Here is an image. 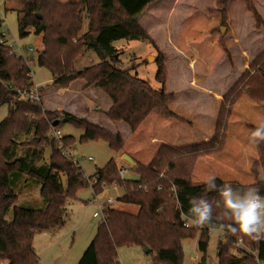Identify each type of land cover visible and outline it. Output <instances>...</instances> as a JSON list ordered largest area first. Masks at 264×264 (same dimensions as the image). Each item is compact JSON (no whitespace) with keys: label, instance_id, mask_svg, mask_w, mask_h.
<instances>
[{"label":"trees","instance_id":"obj_1","mask_svg":"<svg viewBox=\"0 0 264 264\" xmlns=\"http://www.w3.org/2000/svg\"><path fill=\"white\" fill-rule=\"evenodd\" d=\"M159 0H81L75 3H57L36 11H18L20 36L34 33L41 36L43 50L37 62L47 68L55 83L66 88L81 80L82 88L94 86L112 101L107 116L114 122H126L135 131L152 112L167 118L186 122L169 107L174 94L166 92V57L158 54L156 79L160 89H154L149 81L119 67L120 52L113 42L120 39H146L154 43L141 26L138 17L152 3ZM230 0H217L226 4ZM246 9L253 12L257 26L264 22L255 9V0H244ZM223 20L212 32H219L223 46L228 18L223 9ZM88 22L86 32L80 35L83 18ZM3 18L0 17V38ZM95 51L100 61L84 69L75 70L85 50ZM228 53V51H227ZM33 86L31 69L23 57L12 52L5 42H0V106H8L7 116L0 122V259L7 264H39V256L33 248L35 235L65 224L66 201L75 198L77 192L92 185L94 194L113 183L122 188L118 200L138 206L137 212L109 207L106 218L98 222L95 235L77 264H119L118 249L121 246H148L154 264H186L182 239L198 237L201 256L197 264H208L207 250L210 240L208 228L220 227L224 239L217 245V264L264 263V239L259 243L242 235H232L224 227L228 221L216 220L222 215L224 204L218 189L208 191L206 184L194 185L192 173L200 157L220 154L225 148L227 130L235 103L242 95H248L264 109V50L244 70L236 83L223 95L211 138L192 145L172 147L162 145L149 164L138 161L129 169L136 177H122L111 157L95 174L86 176L81 166L56 148L50 137L52 127L62 128L71 124L82 131L79 142L104 140L115 153L124 149L119 132L99 126L86 118L66 111H51L42 101L25 100L21 92ZM43 92L40 89V96ZM255 130L256 127L251 126ZM30 135L36 145L51 149L49 162L38 165L43 157L42 149L31 148L19 142L17 136ZM67 145L76 142L72 135H64ZM20 146L25 154L17 155ZM258 159L253 161L251 172L255 182L240 186L216 178L218 188L225 185L243 193L246 187H255L264 197V142L256 144ZM262 168L263 175L258 167ZM61 174H65L64 185ZM39 186L44 207H19L14 205L30 184ZM201 199L212 205L213 222L203 228H187L181 213L190 215L191 201ZM200 232V235H199ZM241 240V248L238 247ZM240 253V254H239Z\"/></svg>","mask_w":264,"mask_h":264},{"label":"rangeland","instance_id":"obj_2","mask_svg":"<svg viewBox=\"0 0 264 264\" xmlns=\"http://www.w3.org/2000/svg\"><path fill=\"white\" fill-rule=\"evenodd\" d=\"M17 2L20 5L27 4V0H17ZM254 4L264 22V0H255ZM1 8L4 16L2 28L9 44H13V53L16 55L21 53L29 61L33 85H41L44 88L42 92L46 94V105L56 107L59 104H65L75 113H79L86 106L91 108L98 105L101 100L98 94L100 92L104 94L103 91L94 88L90 91L92 96L85 95L78 86V83H82L81 80L70 83L66 88H62L58 84L55 85L50 71L37 62L38 54L43 50L39 35L29 32L23 37L20 36L16 12L4 10L3 4ZM39 8L48 7L43 8L39 3L32 11ZM224 8L227 12L228 27L224 29L226 36L222 46L219 43V32H212V30L221 26ZM138 20L143 28L148 30H151V25L156 23L155 30L158 32H156L157 34L151 32L152 38L158 35L161 37V32H163L164 37L166 34L169 36L164 40L174 43L176 48L174 50L169 46L164 47L160 40H154L156 44L146 39L116 40L113 44L120 52L119 67L130 69L132 74L149 81L154 89H160L161 83L156 79L157 59L158 54H164L167 68L166 92L174 94L169 105L173 111H176L186 120V122H181L157 113L161 120H156L154 117L150 118L147 123L159 129L167 127L169 122H177L185 126L186 129L191 128L200 131L211 127L215 113L217 112L218 115L223 95L236 83L251 61L264 50V26H257L255 15L246 9L244 0H230L225 5L219 4L217 0H162L152 4ZM181 38H186V40H181ZM31 48H33V52ZM25 61L26 59H24ZM98 61L100 58L95 51L87 49L74 68L81 70ZM206 89H209L210 92ZM242 97L250 100L253 109L250 107L248 110L243 108L246 107L244 103L248 101H243L237 109L236 104ZM41 101L42 105L45 106L43 100ZM237 102L228 126L226 145L222 151L225 154L208 155L214 158L215 165H210L212 160L209 166L205 168L202 162L196 163L192 173L194 185L204 184L209 176H215L225 182H235L240 186L255 182L251 166L253 161L258 159V152L256 144L251 143L249 138L254 131L251 126L257 127L258 124L264 123V109L246 94L242 95ZM7 114L8 106L6 104L0 106V122ZM59 129L64 135H72L76 138L75 144L71 147L74 153L72 158L78 160L86 176H90L88 174H92L97 166L102 167L113 155V151L104 140L79 142L82 131L71 124H65ZM120 129L127 142H131L133 131L130 126L127 124ZM140 131L141 129L138 132ZM16 138L20 143H28L31 148L42 149V152H51L48 146L36 145L30 135H21ZM201 139L202 137H199L198 142L203 141ZM21 148L26 150L25 146H20L17 152L18 156L25 154ZM253 152H256V157L251 155L252 157L249 158V153L253 154ZM45 156L44 153L38 164H46L47 158ZM89 156L94 159L89 160ZM119 160L129 166L134 165L133 163L131 165V162L129 163L126 159L119 157ZM120 166L125 167L123 164ZM258 170L263 175L260 166ZM125 177L131 178L136 177V175L127 168ZM201 177L203 178L202 181L200 180ZM64 182L66 185L65 174ZM115 184L104 186L102 191L94 194V189L89 183V186L77 192L75 198L67 199L65 224L60 228L44 230L35 235L33 248L38 253L39 264H77L90 245L98 222L102 218L101 215L94 216V213L97 211L102 214L100 204L107 197L115 198L116 203L113 206L120 210L134 213L137 211V206L124 205L118 200L122 188ZM239 194L243 196V193ZM14 205L33 208L44 207L45 203L40 194L39 186L30 183L19 195ZM207 230L210 235L207 261L208 264H217V245L220 239H224L225 232L218 226L209 227ZM239 245H241V240H239L237 249L241 248ZM182 247L185 263L197 264L201 256L198 249V237L196 239H182ZM154 254L155 252L153 254L146 253L144 247L138 245L121 246L118 250V260L119 264H154Z\"/></svg>","mask_w":264,"mask_h":264},{"label":"crops","instance_id":"obj_3","mask_svg":"<svg viewBox=\"0 0 264 264\" xmlns=\"http://www.w3.org/2000/svg\"><path fill=\"white\" fill-rule=\"evenodd\" d=\"M81 0H27V4H23V5H20L19 2H17V0H2L0 2V17L3 18L4 20V16L2 15L3 14V11H2V8H1V5L3 4L4 6V10L6 11H15L16 14H18V11H28V10H33L34 8H36L38 6L39 3H41V5L43 6V8L45 7H49V6H53L57 3H75V2H79ZM162 0H159V1H156L154 3H157V2H160ZM152 3V4H154ZM177 3V2H176ZM151 4V5H152ZM149 5V7L151 6ZM161 5V4H160ZM148 7V8H149ZM157 7V6H156ZM147 8V9H148ZM146 9V10H147ZM155 10V9H154ZM154 12V11H153ZM145 13V12H144ZM143 13V14H144ZM4 14H5V11H4ZM142 14V15H143ZM140 18V16L138 17V19ZM18 21V20H17ZM139 21V20H138ZM140 23V22H139ZM4 24V22H3ZM141 24V23H140ZM142 26V25H141ZM155 26H156V23H153L151 25V30H148L146 28H144L145 30L148 31V34L151 36L152 38V33L153 32L154 34L158 31L155 30ZM143 27V26H142ZM88 28V22L86 20V18L84 17L83 18V22H82V25H81V30H80V35L84 34L86 32ZM2 33L4 34V40H5V43L9 44L8 42V38L6 36V34L4 33L3 31V28L1 29ZM29 32H34V29L31 28L29 29ZM162 35L161 37L158 35V36H153L154 40H160L162 42V45L165 47V46H169V47H172V49L176 48V45L172 42H168V41H165L164 39L169 37L167 34L166 36L164 37V33L161 32ZM157 34V33H156ZM39 37L41 38V36L39 35ZM214 39V37H212ZM211 38V39H212ZM201 39V38H200ZM181 40H186V38H181ZM215 41V40H213ZM188 42V41H187ZM156 44V43H154ZM117 48V47H116ZM33 49V48H32ZM175 50V49H174ZM84 55V54H83ZM82 55V56H83ZM95 59V58H94ZM99 62V61H98ZM76 70V69H75ZM79 70V69H78ZM77 70V71H78ZM209 71H210V68H209ZM53 81L55 82V78L53 77ZM57 83H55L56 85ZM82 85L83 83H78V86L80 88V91L82 93H84L85 95H90L92 96V94L90 93V91L96 87L94 86H90V87H87V88H82ZM33 86H36V85H33ZM37 87H39V89H44L41 85H37ZM208 92H210L209 89H206ZM96 91V90H95ZM97 93V92H96ZM99 93V92H98ZM101 98V100L98 102V105H96L95 107H85L82 109V111H80L79 113H75L73 111H71V109L68 108V105H57L56 107H48L46 105V94L43 93L42 95V99L43 100V104H45V106H43L45 109L47 110H62V111H66V112H69L77 117H83V118H86L88 119L89 121L99 125V126H102L108 130H110L111 132H119L121 134V136L123 137V140H124V149H123V152L122 153H115L113 152V155L111 157H114L115 159V162L116 164L120 165V164H123L125 167L129 166L127 164H124V162L121 163V161L119 160V157L120 158H124V155L127 154L132 160H133V164L135 161H138L140 162L141 164H144V165H147L150 163V161L153 159L154 155L156 154V152L158 151V149L160 148L161 145H169V146H172V147H182V146H185V145H189V144H193V143H199L198 142V139L199 137H202L201 140L205 141V140H208L211 138L212 134H213V131H214V126H215V123H216V119H217V112L215 113L213 119H212V122H211V127L209 128H206V129H203V130H196V129H186L185 126L181 125V124H178L177 122L176 123H172V122H169L168 123V126L163 128V129H159V128H156L154 125L152 124H148L147 122L149 121L150 118H154L156 120L160 119V117L158 116L157 111H152L146 118L145 120L141 123V125L139 126V128L135 131L132 132V135H133V138L131 140V142H127V140L124 138L123 136V133L121 131V127H123L124 125H127L126 122L124 121H121V122H112L109 117L107 116V111L109 110L111 104H112V101L111 99L104 93L102 94L100 92V94H98ZM172 100V99H171ZM170 100V102H171ZM243 101H248L247 103H244L246 105V107H243L244 109L247 108L246 110H248V108L250 107L251 109H253V106L251 104V102H249L250 100L246 99L245 97H242L236 104V107L238 109L239 105H241V103ZM169 102V103H170ZM170 107V105H169ZM173 109V108H172ZM171 109V110H172ZM256 109V108H254ZM236 110V108H235ZM173 111V110H172ZM175 113H177L176 111H174ZM236 112V111H235ZM155 113V114H154ZM161 114V113H160ZM178 114V113H177ZM180 115V114H178ZM163 116V115H162ZM181 116V115H180ZM187 119V118H186ZM161 120V119H160ZM120 127V128H119ZM141 129L140 132H138L139 130ZM137 131V132H136ZM230 138V137H229ZM202 142V141H201ZM75 144V143H74ZM73 146L70 145V148ZM45 153V157L47 158L46 160V163L49 162V157H50V153L48 152H43V154ZM225 154V152H223ZM223 153H221L223 155ZM248 154V153H247ZM251 155L255 156L256 157V152H253V154L249 153V158L252 157ZM90 157V156H89ZM88 157V159H89ZM93 158V157H92ZM94 159V158H93ZM211 160H212V164L211 163ZM129 162V161H128ZM198 162H202V165L203 167H207L210 165H213L215 163V160L214 158L208 156V157H202L200 158ZM130 163V162H129ZM131 163V165H133ZM40 165V164H38ZM81 165V164H80ZM215 165V164H214ZM82 167V166H81ZM118 167V166H117ZM131 166L127 167V168H130ZM99 167L97 166L94 170V172L92 174H88V175H93L95 174L96 170L98 169ZM83 169V168H82ZM194 178V177H193ZM202 177H201V181H202ZM61 180H62V183L65 185V182H64V174H61ZM94 180V179H92ZM91 180V181H92ZM205 184V183H204ZM116 185V184H115ZM103 203V202H102ZM122 203V202H121ZM124 205H132V204H127V203H122ZM137 206V205H135ZM116 208V207H115ZM137 211H138V206H137ZM136 211V212H137ZM96 232V230H95ZM95 235V234H94ZM94 237V236H93ZM34 242V241H33ZM119 250V249H118ZM36 252V251H35ZM37 253V252H36ZM38 254V253H37Z\"/></svg>","mask_w":264,"mask_h":264},{"label":"clouds","instance_id":"obj_4","mask_svg":"<svg viewBox=\"0 0 264 264\" xmlns=\"http://www.w3.org/2000/svg\"><path fill=\"white\" fill-rule=\"evenodd\" d=\"M250 142L259 144L264 142V123L257 125L250 135ZM216 177L209 176L204 181L206 189L212 191L218 189L224 204L222 215L215 217L216 220L228 221L224 225L232 235H242L257 243L264 239V197L259 195L255 187H246L243 196L232 187L225 185L218 188L215 183ZM190 215L181 213L185 220V227L203 228L213 222L212 205L205 199L196 204V198L191 201Z\"/></svg>","mask_w":264,"mask_h":264},{"label":"built area","instance_id":"obj_5","mask_svg":"<svg viewBox=\"0 0 264 264\" xmlns=\"http://www.w3.org/2000/svg\"><path fill=\"white\" fill-rule=\"evenodd\" d=\"M0 42H5L3 33H2V37L0 38ZM9 45L12 48V52H13L14 51L13 50V44H9ZM31 51L33 52L34 50L31 48ZM18 54H19L18 56L23 57V55L21 53H18ZM23 58L26 59L27 63H26V61H25V63L28 65L29 61L27 60V58H25V57H23ZM20 95L25 100L41 101L40 89L37 86H32L29 90H25V91L21 92ZM49 135H50L51 139L54 140V142L56 144V148L58 150H60L64 155H66L70 158H72V156L74 157V153H73L72 149L70 148L69 145L66 144V142L64 140V134L59 128L52 127ZM72 159L78 166H81L77 159H75V158H72ZM92 159L93 158L90 156L89 160H92ZM118 173L120 174V176L125 177V175L127 173V168L119 165L118 166ZM95 181H96L95 179L92 181L90 180L89 181L90 185H93L95 183ZM115 203H116V199L110 196V197H107L106 200L102 204H100L101 205L100 207L102 208V214L97 212V211L94 213V216H100L101 215L102 218L99 222L104 221L106 218L104 210H106L109 207H114L113 205H115ZM184 225H185V223H184ZM0 264H7V261L0 259ZM259 264H264V263L259 261Z\"/></svg>","mask_w":264,"mask_h":264},{"label":"water","instance_id":"obj_6","mask_svg":"<svg viewBox=\"0 0 264 264\" xmlns=\"http://www.w3.org/2000/svg\"><path fill=\"white\" fill-rule=\"evenodd\" d=\"M124 158H125L126 160H128L129 162L133 163V160H132L127 154L124 155ZM144 250H145V252L148 253V254H149V252L151 251L150 247H148V246H145V247H144Z\"/></svg>","mask_w":264,"mask_h":264}]
</instances>
